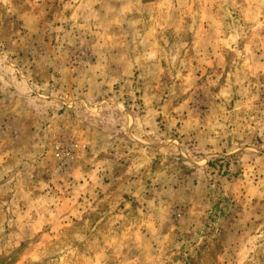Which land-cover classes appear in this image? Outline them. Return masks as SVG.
<instances>
[{
	"label": "rangeland",
	"instance_id": "374dc122",
	"mask_svg": "<svg viewBox=\"0 0 264 264\" xmlns=\"http://www.w3.org/2000/svg\"><path fill=\"white\" fill-rule=\"evenodd\" d=\"M0 264H264V0H0Z\"/></svg>",
	"mask_w": 264,
	"mask_h": 264
},
{
	"label": "built area",
	"instance_id": "2783aa9c",
	"mask_svg": "<svg viewBox=\"0 0 264 264\" xmlns=\"http://www.w3.org/2000/svg\"><path fill=\"white\" fill-rule=\"evenodd\" d=\"M81 146L71 135L65 133L55 146L54 157L60 171H68L78 159Z\"/></svg>",
	"mask_w": 264,
	"mask_h": 264
}]
</instances>
